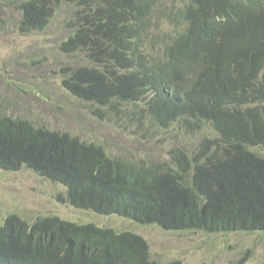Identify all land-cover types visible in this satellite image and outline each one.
Returning a JSON list of instances; mask_svg holds the SVG:
<instances>
[{"label": "trees", "instance_id": "trees-1", "mask_svg": "<svg viewBox=\"0 0 264 264\" xmlns=\"http://www.w3.org/2000/svg\"><path fill=\"white\" fill-rule=\"evenodd\" d=\"M68 1L73 33L60 48L84 57L61 72L69 95L208 135L192 152L171 150L170 162H133L0 113V169L63 186L58 201L76 209L164 231L264 233V0ZM55 10L52 0L23 1L19 32L45 30ZM0 264L162 263L133 232L10 215Z\"/></svg>", "mask_w": 264, "mask_h": 264}, {"label": "rangeland", "instance_id": "rangeland-1", "mask_svg": "<svg viewBox=\"0 0 264 264\" xmlns=\"http://www.w3.org/2000/svg\"><path fill=\"white\" fill-rule=\"evenodd\" d=\"M25 0H0V113L22 118L50 130L67 132L102 146L108 155L133 162H170V152H192L208 133L187 134L179 127L161 130L131 119L123 106L118 113L76 99L61 85V72L84 63L80 53L68 54L61 44L73 33L69 26L76 6L52 0L55 16L43 31L21 34L20 5ZM168 30L167 28H165ZM164 29V30H165ZM211 137L215 135L210 134ZM66 189L33 171L0 169V226L10 215L28 223L54 215L77 224H94L141 236L152 260L162 264H260L264 233L164 231L116 215L103 216L58 201Z\"/></svg>", "mask_w": 264, "mask_h": 264}]
</instances>
